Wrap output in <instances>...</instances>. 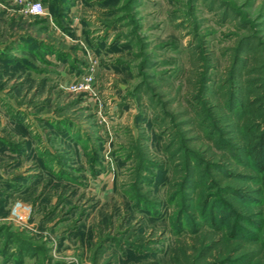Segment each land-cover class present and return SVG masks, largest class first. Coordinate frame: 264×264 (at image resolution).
<instances>
[{
  "label": "rangeland",
  "instance_id": "obj_1",
  "mask_svg": "<svg viewBox=\"0 0 264 264\" xmlns=\"http://www.w3.org/2000/svg\"><path fill=\"white\" fill-rule=\"evenodd\" d=\"M246 33L264 0H0V264H168L193 225L146 91L173 97L192 46L219 76Z\"/></svg>",
  "mask_w": 264,
  "mask_h": 264
},
{
  "label": "trees",
  "instance_id": "obj_2",
  "mask_svg": "<svg viewBox=\"0 0 264 264\" xmlns=\"http://www.w3.org/2000/svg\"><path fill=\"white\" fill-rule=\"evenodd\" d=\"M222 53L218 76L216 56L192 46L173 97L156 101L157 86L146 91L178 219L193 225L192 241L173 247L168 264H264V45L246 33ZM255 202L256 210L244 207Z\"/></svg>",
  "mask_w": 264,
  "mask_h": 264
},
{
  "label": "built area",
  "instance_id": "obj_3",
  "mask_svg": "<svg viewBox=\"0 0 264 264\" xmlns=\"http://www.w3.org/2000/svg\"><path fill=\"white\" fill-rule=\"evenodd\" d=\"M23 11L26 15H43L45 13L44 5L40 1L27 3Z\"/></svg>",
  "mask_w": 264,
  "mask_h": 264
}]
</instances>
